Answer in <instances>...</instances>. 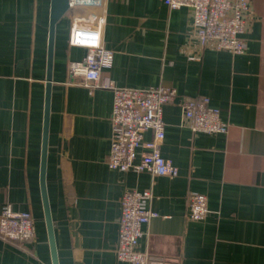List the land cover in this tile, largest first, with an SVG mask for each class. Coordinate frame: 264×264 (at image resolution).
I'll return each mask as SVG.
<instances>
[{"label":"crops","instance_id":"crops-1","mask_svg":"<svg viewBox=\"0 0 264 264\" xmlns=\"http://www.w3.org/2000/svg\"><path fill=\"white\" fill-rule=\"evenodd\" d=\"M250 2L246 50L233 55L201 47L190 8L104 0L102 41L113 60L101 82L207 97L228 125L227 134L194 133L181 107L166 105L161 154L176 177L108 167L113 92L72 81L69 65L86 51L69 45V17L58 24L47 191L60 264H125L117 245L129 190H151L159 214L139 244L149 264H264V0ZM51 6L0 0V212L9 204L35 221L31 242L0 236V264H52L40 187ZM192 194L208 199L203 221L189 219Z\"/></svg>","mask_w":264,"mask_h":264},{"label":"built area","instance_id":"built-area-1","mask_svg":"<svg viewBox=\"0 0 264 264\" xmlns=\"http://www.w3.org/2000/svg\"><path fill=\"white\" fill-rule=\"evenodd\" d=\"M173 10L190 8L193 30L204 49L244 54L242 35L251 13L250 0H163ZM71 20L69 45L86 51L84 59L72 61L69 75L72 81L89 88L113 92L111 115L112 136L107 165L120 172L134 171L152 176L176 177L178 169L161 154L165 140L164 107L177 103L183 112L184 125L194 133L227 134L228 125L219 108L207 97L181 96L174 88H121L113 82L102 83L104 67L113 60V53L102 41L106 23L104 0H70ZM151 132L152 139L145 140ZM141 149H145L140 153ZM151 190H129L121 198L117 258L125 264H149L148 254L139 250L143 227L159 214L152 209ZM209 214L208 199L192 194L189 199V219L203 221ZM35 221L29 212H15L6 204L0 212V236L9 242L27 243L35 237Z\"/></svg>","mask_w":264,"mask_h":264},{"label":"water","instance_id":"water-1","mask_svg":"<svg viewBox=\"0 0 264 264\" xmlns=\"http://www.w3.org/2000/svg\"><path fill=\"white\" fill-rule=\"evenodd\" d=\"M69 9H70V0H52L51 13H50V26H49L44 132H43L41 168H40V187H41V195H42L45 223L47 227L52 264H60V262H59V255H58V249H57V243L55 237V229H54L52 213H51V206L47 191V162H48V141H49V125H50V112H51V91H52V82H53L56 30L58 24L68 14Z\"/></svg>","mask_w":264,"mask_h":264},{"label":"rangeland","instance_id":"rangeland-1","mask_svg":"<svg viewBox=\"0 0 264 264\" xmlns=\"http://www.w3.org/2000/svg\"><path fill=\"white\" fill-rule=\"evenodd\" d=\"M66 16L69 17L68 14H67ZM66 16H65V17H66Z\"/></svg>","mask_w":264,"mask_h":264}]
</instances>
